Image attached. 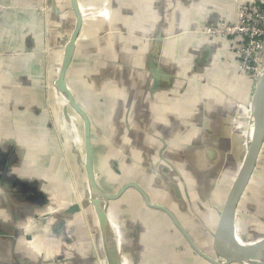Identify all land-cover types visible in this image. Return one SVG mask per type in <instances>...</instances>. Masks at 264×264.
<instances>
[{
	"label": "crops",
	"instance_id": "obj_1",
	"mask_svg": "<svg viewBox=\"0 0 264 264\" xmlns=\"http://www.w3.org/2000/svg\"><path fill=\"white\" fill-rule=\"evenodd\" d=\"M254 2L77 0L65 83L90 124L95 183L114 196L103 208L88 197L84 120L55 87L71 0H0V264H106L108 249L120 264H213L193 244L220 261L213 234L250 139L253 84L235 40L200 31ZM127 183L180 228L133 187L115 198ZM248 187L239 237L264 222V171ZM51 203L59 211L35 222Z\"/></svg>",
	"mask_w": 264,
	"mask_h": 264
},
{
	"label": "water",
	"instance_id": "obj_2",
	"mask_svg": "<svg viewBox=\"0 0 264 264\" xmlns=\"http://www.w3.org/2000/svg\"><path fill=\"white\" fill-rule=\"evenodd\" d=\"M257 1L261 4H264V0H257ZM71 4L76 14L75 28L65 44L63 61L61 64L59 76L55 81V87L59 92H62L66 96L68 103L76 110L78 114L82 116L84 120L85 146L87 151L86 169H87L88 179L92 186V190L95 192V193H88V197L90 201L99 202L103 206V208H105L107 206L108 200L114 199V196H110L102 192L95 183L94 175L91 167L92 148L90 141V124L85 112L82 110V108L78 106V104L76 103L73 97V94L70 92V90L68 89L65 83L66 71L70 64L72 53L77 39V34L81 26V12L78 8L77 0H71ZM156 53L157 51L154 48L153 50H151L148 58V65L152 71L155 69V65H156L155 63ZM263 58L264 57L262 56V60H264ZM154 72H156V70H154ZM166 80H168V78H166ZM251 108H252V116L250 118V127H251L250 139L249 142L246 144L245 153L241 165L226 194L224 204L218 215V219L214 229L213 249L220 261L207 258L192 243L197 253L200 256L211 261L213 264H233V263L264 264V237L261 238L260 240L252 242V241H244L236 235V218H237L238 206L256 170L258 158L264 143L263 69L261 70L256 82L253 85ZM129 187H133L139 191L140 195L142 196L147 206L166 212L173 220V222L180 228L179 224L176 222L173 215L168 209L158 204H152L148 196L135 184L132 183L125 184V186L121 188L120 192L115 196V198L118 197L124 190H126ZM51 204L53 205L54 203ZM46 205L48 204L44 205L45 209H46ZM57 211L54 212L51 216L55 215ZM51 216L44 219L40 223L45 224L47 220L51 218ZM30 227L28 231L24 233V239L29 242L33 241V234H32L33 231H30L31 230ZM104 262L106 264H120L119 256L114 251L108 249L105 252Z\"/></svg>",
	"mask_w": 264,
	"mask_h": 264
},
{
	"label": "built area",
	"instance_id": "obj_3",
	"mask_svg": "<svg viewBox=\"0 0 264 264\" xmlns=\"http://www.w3.org/2000/svg\"><path fill=\"white\" fill-rule=\"evenodd\" d=\"M203 29L209 37L221 36L235 40L231 48L232 57L254 85L261 72L260 63L264 55V4L256 0L248 6L238 8L233 20H222L216 25L208 24ZM57 210L58 204H48L44 212L34 220L41 222Z\"/></svg>",
	"mask_w": 264,
	"mask_h": 264
},
{
	"label": "rangeland",
	"instance_id": "obj_4",
	"mask_svg": "<svg viewBox=\"0 0 264 264\" xmlns=\"http://www.w3.org/2000/svg\"><path fill=\"white\" fill-rule=\"evenodd\" d=\"M263 57H264V55H263ZM262 62H264V60H262ZM262 62L260 63L261 66H262ZM256 67H257V65H256ZM247 76H249V75L247 74ZM236 145H237V143H236ZM237 149H239V146L238 145H237ZM259 160L260 161L258 162V165L256 167V171H255L256 174H257V172H260L261 170L264 171V161H262L261 159H259ZM252 190H253L252 187H248L247 190H246V192L244 193V198H248L249 195L251 194ZM239 212H240V214H243V205H242V208H241V210ZM250 212H252V211H250ZM240 214L238 213V215H237L236 223H237V220H239V223H240V218H241ZM249 215H250V217H254L255 216L253 213L252 214L249 213ZM263 223L264 222H256V221L251 220V219L247 220V224H249V227L251 225L252 226L250 228H248V229H245L244 232L240 231L239 232V234H240V237L239 238H241L244 241H250L254 237H256L257 235L263 234L264 233V228H259L260 227V224H263ZM204 224L206 226V229L210 230V228H208L210 226L207 225L206 222H204ZM239 230H240V226H239ZM236 234L238 235L237 231H236ZM199 240L206 246L205 238L200 237Z\"/></svg>",
	"mask_w": 264,
	"mask_h": 264
},
{
	"label": "bare ground",
	"instance_id": "obj_5",
	"mask_svg": "<svg viewBox=\"0 0 264 264\" xmlns=\"http://www.w3.org/2000/svg\"><path fill=\"white\" fill-rule=\"evenodd\" d=\"M201 33H204V35H206L207 33L204 31V30H201L200 31ZM262 65H264V62H262ZM262 69H263V72H264V66L262 67ZM261 69V70H262ZM245 153V152H244ZM241 165V164H240ZM240 167V166H239ZM236 176V175H235ZM235 178V177H234ZM234 180V179H233ZM233 182V181H232ZM237 235V234H236ZM238 236V235H237ZM239 237V236H238ZM263 237V236H262ZM261 239V237L260 238H257V239H254V240H250V241H257V240H260Z\"/></svg>",
	"mask_w": 264,
	"mask_h": 264
}]
</instances>
